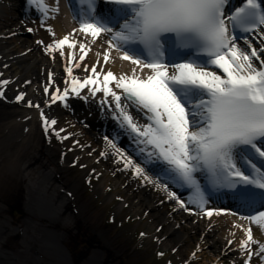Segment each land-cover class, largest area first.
I'll use <instances>...</instances> for the list:
<instances>
[{
  "label": "snow or ice",
  "instance_id": "1",
  "mask_svg": "<svg viewBox=\"0 0 264 264\" xmlns=\"http://www.w3.org/2000/svg\"><path fill=\"white\" fill-rule=\"evenodd\" d=\"M27 2L45 14L49 11L45 0ZM81 3L87 6V12L78 21V31L90 36L92 43L102 35L107 37L104 64L109 63L110 53L115 50L122 53L121 59L141 71L150 70V74L142 78L136 67L131 76L117 77L111 70L105 72L103 66L97 72L98 59L90 68L83 64L90 75L83 81L73 78L71 91L79 96L82 89L93 85L90 91L102 92L105 102L112 97L121 123L136 133L141 144L151 147L147 156L167 165L162 171L176 184L194 189V197L188 203H195L202 210L208 203L205 193L210 188L201 186L196 175L201 173L213 186L229 189L225 194L242 206L252 208L251 214L240 217L249 221V225H234L244 232L239 248L247 255L244 264H252L253 255L264 258V243L254 239L252 229L255 224L264 232V165L255 163L256 159L264 161V0H240L231 8V0H81ZM103 4L111 7L104 9ZM49 32L55 35L51 29ZM76 32L74 29L73 33L45 45L46 49L59 50L64 57V45L76 47L77 42L70 40ZM79 50L77 68L91 48L87 42H79ZM68 58L75 59L72 53ZM65 71L72 74L71 67ZM112 84L122 90L128 103L121 104V94L113 90ZM44 91L48 93V88ZM68 91L65 88L60 94L61 90L56 88L52 101L64 99ZM3 95L0 92V97ZM22 99L23 94L16 97L17 101ZM28 104L40 108L31 101ZM129 106L143 113L147 123L138 126L126 111ZM40 115L47 133L57 121H49L43 110ZM61 131L64 130H54V134L61 140L68 139L67 135L60 137ZM108 144L116 148L111 140ZM124 167L152 182L145 169L130 157L124 159ZM163 187L168 191V184ZM168 194L180 208L188 210L175 192ZM206 215L211 218L213 212L207 211ZM228 243L231 245L233 241Z\"/></svg>",
  "mask_w": 264,
  "mask_h": 264
},
{
  "label": "rangeland",
  "instance_id": "2",
  "mask_svg": "<svg viewBox=\"0 0 264 264\" xmlns=\"http://www.w3.org/2000/svg\"><path fill=\"white\" fill-rule=\"evenodd\" d=\"M18 5L19 0H0L2 112L25 108V103L17 101L16 97L28 93L19 80L14 81L15 78L10 85L3 84L7 80L4 79L2 54L10 51L25 62H33L38 55L32 46L33 32L17 29L21 24ZM46 38L35 46L46 49L49 43ZM29 53L33 56H28ZM5 121L0 120V123ZM59 122L47 133L43 124H36V147L29 161L24 163L22 170L15 172V177H10L11 180L0 179V264H230L225 259L230 257L228 252L213 244L216 235L195 234L189 224L175 214L176 202L166 194L160 195L159 190L155 193L157 211L171 217L176 215L167 224L175 223L174 230L184 237L179 247L164 243L162 240L166 236L162 232L157 235L158 229L147 218L149 210L127 203L125 185L114 178L119 171L128 175L135 187L151 188L149 181L124 167L126 158L139 162L113 140L115 150L119 149L116 154L111 152L114 148H108L110 145L96 142L73 113H61ZM62 126L64 133L60 132V137L67 135L68 139L61 140L54 134V130L59 131ZM25 134L26 127L15 123L3 131L0 156L6 157L5 154L21 140L19 137ZM77 144L93 156L71 167L81 153L72 148ZM94 146L104 150V155L100 153L96 158L97 153L92 151ZM94 159L112 160L120 166L113 170L90 169L87 166ZM55 165L68 167L56 171ZM145 174L149 173L145 170Z\"/></svg>",
  "mask_w": 264,
  "mask_h": 264
},
{
  "label": "bare ground",
  "instance_id": "3",
  "mask_svg": "<svg viewBox=\"0 0 264 264\" xmlns=\"http://www.w3.org/2000/svg\"><path fill=\"white\" fill-rule=\"evenodd\" d=\"M233 1L234 0H231V4ZM67 2L68 0H45V3L49 5V11L47 14L42 12V16L38 19L36 18V20L33 21L29 17L31 13L28 12V7L23 3L21 4L19 1L18 14L19 18L21 19V24L17 29L26 33L29 32V28L33 29L31 32H33L35 39L32 41V46L34 49H36L38 55L33 60V62H25V60L21 57H14L13 53L10 51L4 52L2 54V58L5 60L4 79L8 81L7 84L10 85L11 79L15 78L14 81L19 80V82L23 84L22 86L26 88L28 93L23 95V99L21 101L25 103V108L11 112L0 111V120L5 121L6 119H10L2 124L0 123V139L2 137L3 131H5L13 123H15V125L21 124L26 127V134L19 137L21 140L17 143L16 147L5 154L6 157L0 156V179L5 178V180H11L12 178L10 177H15V172L22 170V168L25 167L24 163L29 161L30 153L31 151H34V148L36 147L34 126L36 124H43L40 115L41 110H43L45 117L49 121L55 119L57 121L56 125L60 123L59 119L61 118V113H73L76 120L81 122L84 128L87 129V133L96 142L103 145L108 146V141L114 139V135L116 137L120 135L114 122L110 121L109 118L102 117L99 119V117L95 116L93 113L96 109L94 105L96 103L94 101L105 99L102 92H96L93 94L90 91L91 88L95 87L93 85H89L82 89L79 96L71 91V83L73 78L83 81L90 75V72L84 71L83 64L86 63L90 68L91 65L95 64L99 59L100 65L97 66V72H100V66H103L105 72L111 70L117 77H119L121 74H127L131 76L132 69L134 67H136L137 75L142 78L150 74V70L144 69L141 71L139 67L133 65L130 61L121 59L120 56L122 53L115 50H112L110 53L111 58L109 63L104 64L103 53L108 47L107 44L104 43V40L107 37L102 35L95 41V43H92V38L90 36H85L83 33L79 32V22L76 20L70 23L69 20H67L69 13ZM231 4L229 6L230 8ZM52 7H57L58 11H52ZM0 20H2L1 16ZM10 24L14 25V22H10ZM49 29H51L52 33L55 34L54 36L49 32ZM74 29L77 30V32L75 36L70 37V40L77 42L76 47L74 49H70L67 45H64L62 48L63 52L65 53L64 57L59 55V50L48 51L45 48L35 46V44H40L37 43V41H42L46 37V39L49 40L48 44H52L54 40L62 39L64 36L73 33ZM2 36L3 32L1 31L0 39H2ZM79 42H87L91 50L88 51L86 59L84 62H82L81 67L77 68L75 67V64L79 61V56L81 55L79 50ZM21 43V45L24 44L23 42ZM0 45L2 44L0 43ZM69 53H72L75 59L69 60ZM97 53H100L101 55L98 57ZM28 56L32 57L33 55L32 53H29ZM66 67L72 68L71 75L65 71ZM77 69H79V71L82 73L80 74ZM49 73H51V79L49 78ZM99 79L102 83L103 74H101ZM66 81L67 83H65ZM46 87L48 88V93H45L44 91ZM111 87L118 94H121V98L123 100L121 102L122 105L128 103L123 99L121 89H116L114 84H112ZM56 88L61 90L60 94L63 93L65 88L69 89L68 95L65 97V104H68V100H71L72 104L70 109L67 107V104L65 106H61L59 99H57L55 102L52 101L51 95L54 93ZM77 100H85L87 102V107L82 103H78ZM107 100L110 101V104L115 106L112 97L109 96ZM29 101H31L33 105H40V108L38 109L34 106L30 107L28 104ZM127 111L130 112L133 119L140 125L147 123L143 113L137 112L134 107L129 106ZM1 115H4V118L1 119ZM124 126L127 125L124 124ZM62 128L63 126L59 127L58 130ZM61 132L64 133V131ZM79 143L81 144V142ZM72 148H74L77 153H79V151L81 153L79 154L77 163L70 165L71 167H75L77 164L79 165L81 162H84L93 156L89 150H83V148H81L78 144L75 146L73 145ZM108 148L111 149L112 147L108 146ZM92 151L97 153L96 158L98 155H100V153H104V150L99 149L97 146L92 147ZM1 152L2 150H0V153ZM111 152L116 154L117 150L113 149ZM29 166H31V164H28V167ZM118 166H120V164L114 163L112 160L101 161V159H94V161L90 162L89 166L87 167L102 171L104 169L113 170ZM66 167L68 166L55 165L54 169L56 171H62ZM196 175L199 178L201 184L205 183V185L210 189H216V193H205L206 197L209 198V194L211 193V197L214 195L217 197V200L211 201L208 199L207 205H205L204 209L202 210L197 206V204L188 203V201L191 200L193 196H184L182 197V200L185 202L188 208V210H185L180 208L175 199H171L172 201L176 202L175 207L177 212L175 214L187 222L195 234H203L205 237L216 235V240L213 242V244H218V246L224 249L225 252H228L227 254L230 255V257L226 256L225 259L227 258L230 264H244V261L247 259V255L239 248V241L244 239V232L241 229L234 227V225H249V221L242 220L240 217L247 216L251 213L243 210L231 211L225 206L227 205L225 199L226 195H224L225 193L218 192L217 187L213 186L207 179H204L205 175H202L201 173ZM148 177L152 181L149 182V186L152 189L149 187L146 188L150 191L153 190L154 193L149 192L146 188H141L139 186L135 187V183H133L126 174H121L119 171H116L114 175L115 180L125 185L124 196L126 197V202L137 206V208H142V210H149V213H146L147 218L151 220L155 229H158L157 235L161 234L162 232V234L166 236V238L162 240L164 243L173 244L179 247L180 243H183L184 241L183 234L181 235L174 230L175 223L174 225L167 224V222L172 218L174 219L176 215L171 217L157 211L158 204L157 200L155 199V193L160 190V195L166 194L169 196V192H175L177 196L180 197V194H183L182 187L179 184H176L174 181L171 183L165 182L158 176L152 175L151 173L148 174ZM154 179L157 180L161 186L155 182ZM164 184H168V191L164 190ZM222 195H224V198H221ZM222 202L225 205H223ZM206 211L213 212L211 218L206 215ZM216 212H220V215H216ZM158 226H160V228H158ZM252 229L254 239L264 243V232H262L261 229L255 224H252ZM229 240L233 241L231 245L228 243ZM252 247L255 248L256 246L253 245ZM252 264H264V258L253 255Z\"/></svg>",
  "mask_w": 264,
  "mask_h": 264
}]
</instances>
